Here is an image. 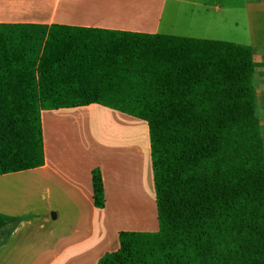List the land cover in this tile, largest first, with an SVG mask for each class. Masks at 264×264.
<instances>
[{
	"label": "trees",
	"instance_id": "1",
	"mask_svg": "<svg viewBox=\"0 0 264 264\" xmlns=\"http://www.w3.org/2000/svg\"><path fill=\"white\" fill-rule=\"evenodd\" d=\"M254 67L224 40L51 24L30 58L0 34V175L43 165L41 110H119L147 124L157 230L120 231L96 264H264ZM91 182L100 208L98 169Z\"/></svg>",
	"mask_w": 264,
	"mask_h": 264
},
{
	"label": "crops",
	"instance_id": "2",
	"mask_svg": "<svg viewBox=\"0 0 264 264\" xmlns=\"http://www.w3.org/2000/svg\"><path fill=\"white\" fill-rule=\"evenodd\" d=\"M163 18H168L163 21ZM51 24L161 33L249 45L264 140V0H0V34L41 52ZM43 165L0 175V264H96L118 233L156 231L144 120L100 104L40 111ZM98 169L104 204L92 199Z\"/></svg>",
	"mask_w": 264,
	"mask_h": 264
},
{
	"label": "rangeland",
	"instance_id": "3",
	"mask_svg": "<svg viewBox=\"0 0 264 264\" xmlns=\"http://www.w3.org/2000/svg\"><path fill=\"white\" fill-rule=\"evenodd\" d=\"M167 19H168V18H163V19H162V23H163V21H167Z\"/></svg>",
	"mask_w": 264,
	"mask_h": 264
}]
</instances>
